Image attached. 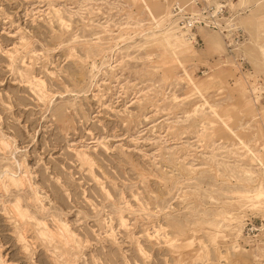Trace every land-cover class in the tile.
<instances>
[{"label": "rangeland", "instance_id": "obj_1", "mask_svg": "<svg viewBox=\"0 0 264 264\" xmlns=\"http://www.w3.org/2000/svg\"><path fill=\"white\" fill-rule=\"evenodd\" d=\"M192 1L0 0V264H264V0Z\"/></svg>", "mask_w": 264, "mask_h": 264}, {"label": "built area", "instance_id": "obj_2", "mask_svg": "<svg viewBox=\"0 0 264 264\" xmlns=\"http://www.w3.org/2000/svg\"><path fill=\"white\" fill-rule=\"evenodd\" d=\"M188 6H191L192 11ZM188 6L175 4L172 9V16L178 20L179 30L184 32L189 39L194 41V31L198 29H213L223 37H231L235 33L239 34L236 39L242 37V33L232 23L229 15V5L223 1L214 8V10H206L208 7L199 9L200 1L193 0ZM240 32V33H239Z\"/></svg>", "mask_w": 264, "mask_h": 264}, {"label": "bare ground", "instance_id": "obj_3", "mask_svg": "<svg viewBox=\"0 0 264 264\" xmlns=\"http://www.w3.org/2000/svg\"><path fill=\"white\" fill-rule=\"evenodd\" d=\"M157 35V34H156ZM160 35H161V39L163 40V41H171L172 42V44H174V43H176L177 41L176 40H171L172 39V37L171 36H169L168 34H167V31L165 32H161L160 33ZM155 37V36H154ZM152 38V37H151ZM174 42V43H173ZM8 149V148H7ZM8 169V168H7ZM9 173V172H8ZM10 174H12V173H10ZM8 175V177H7V179H8V185H7V187H14V188H18V186H19V184L21 183L18 179H17V177H15L13 174L12 175ZM4 189V188H3ZM6 189V188H5ZM259 192H257L256 193V197H254L253 199H257V198H259V194H258ZM248 200H252V199H249L248 198ZM16 209V208H15ZM17 210V209H16ZM20 212V211H19ZM27 218V217H26ZM61 233V232H60ZM63 234V233H62ZM61 234V236H62V238H63V235ZM40 235L41 236H46V237H48V239H49V237H51L50 235H53V234H48L46 231L45 232H42V233H40ZM65 235V234H64ZM61 236H60V238H61ZM59 237V236H58ZM52 238V237H51ZM59 238V239H60ZM61 238V239H62ZM64 239V238H63ZM50 240H52V239H50ZM67 242V241H66ZM63 244V243H62Z\"/></svg>", "mask_w": 264, "mask_h": 264}]
</instances>
